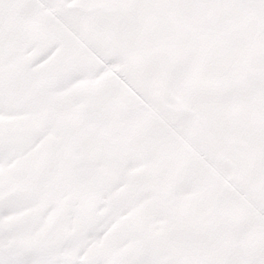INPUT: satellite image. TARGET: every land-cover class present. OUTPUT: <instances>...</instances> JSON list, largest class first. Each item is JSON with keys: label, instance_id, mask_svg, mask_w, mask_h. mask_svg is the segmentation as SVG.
Masks as SVG:
<instances>
[{"label": "snow or ice", "instance_id": "obj_1", "mask_svg": "<svg viewBox=\"0 0 264 264\" xmlns=\"http://www.w3.org/2000/svg\"><path fill=\"white\" fill-rule=\"evenodd\" d=\"M0 264H264V0H0Z\"/></svg>", "mask_w": 264, "mask_h": 264}]
</instances>
